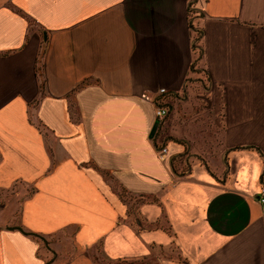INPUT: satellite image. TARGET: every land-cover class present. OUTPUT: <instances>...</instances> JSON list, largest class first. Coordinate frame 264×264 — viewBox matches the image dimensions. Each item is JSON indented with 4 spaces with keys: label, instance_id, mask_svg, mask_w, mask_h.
Returning a JSON list of instances; mask_svg holds the SVG:
<instances>
[{
    "label": "crops",
    "instance_id": "1",
    "mask_svg": "<svg viewBox=\"0 0 264 264\" xmlns=\"http://www.w3.org/2000/svg\"><path fill=\"white\" fill-rule=\"evenodd\" d=\"M262 182L264 0H0V264H264Z\"/></svg>",
    "mask_w": 264,
    "mask_h": 264
},
{
    "label": "built area",
    "instance_id": "2",
    "mask_svg": "<svg viewBox=\"0 0 264 264\" xmlns=\"http://www.w3.org/2000/svg\"><path fill=\"white\" fill-rule=\"evenodd\" d=\"M164 92H165L164 88H159L156 93L157 94H163ZM149 98L152 100L151 97H149ZM152 102H153V106H154V110H153L154 117L156 120H161L167 114L168 110L164 105L159 104L157 99H153ZM167 153H168V150L165 146H162L161 148H159L157 151V155H158L159 160L165 161L166 157H167ZM256 202L259 205L264 206V182H262L259 185V190H258Z\"/></svg>",
    "mask_w": 264,
    "mask_h": 264
},
{
    "label": "rangeland",
    "instance_id": "3",
    "mask_svg": "<svg viewBox=\"0 0 264 264\" xmlns=\"http://www.w3.org/2000/svg\"><path fill=\"white\" fill-rule=\"evenodd\" d=\"M195 92L198 93V89H195ZM193 137H194V139H196L198 142H201L202 139H205V138H204V137H205L204 135H202V136H199V135L196 136V135H195V136H193ZM212 140H213V141H216V142L219 140V135H218V133H217L215 136L213 135ZM199 152H201V153H203V154H205V155H206V153H207V152H205V151H203V150H199ZM96 260H97V259H96ZM96 262H97L98 264H106L105 262H103V260H97Z\"/></svg>",
    "mask_w": 264,
    "mask_h": 264
},
{
    "label": "water",
    "instance_id": "4",
    "mask_svg": "<svg viewBox=\"0 0 264 264\" xmlns=\"http://www.w3.org/2000/svg\"><path fill=\"white\" fill-rule=\"evenodd\" d=\"M6 228L9 229V230L16 229V230L22 231L19 226H7Z\"/></svg>",
    "mask_w": 264,
    "mask_h": 264
}]
</instances>
